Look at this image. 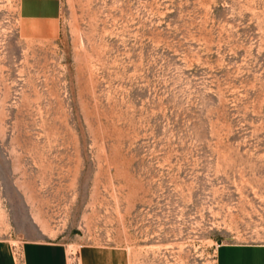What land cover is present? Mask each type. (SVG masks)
<instances>
[{
	"label": "rangeland",
	"instance_id": "obj_1",
	"mask_svg": "<svg viewBox=\"0 0 264 264\" xmlns=\"http://www.w3.org/2000/svg\"><path fill=\"white\" fill-rule=\"evenodd\" d=\"M25 235L69 264L264 241V0H0V238Z\"/></svg>",
	"mask_w": 264,
	"mask_h": 264
},
{
	"label": "crops",
	"instance_id": "obj_2",
	"mask_svg": "<svg viewBox=\"0 0 264 264\" xmlns=\"http://www.w3.org/2000/svg\"><path fill=\"white\" fill-rule=\"evenodd\" d=\"M22 10L26 21L29 18L27 6L23 5ZM68 252L59 240L25 235L19 242L17 259L11 242L0 238V264H69ZM76 255L79 264H124L122 253L113 248L81 246ZM213 264H264V241L220 242L215 247Z\"/></svg>",
	"mask_w": 264,
	"mask_h": 264
},
{
	"label": "built area",
	"instance_id": "obj_3",
	"mask_svg": "<svg viewBox=\"0 0 264 264\" xmlns=\"http://www.w3.org/2000/svg\"><path fill=\"white\" fill-rule=\"evenodd\" d=\"M21 241V237H17L15 241L11 242V249L15 258H19V242Z\"/></svg>",
	"mask_w": 264,
	"mask_h": 264
}]
</instances>
